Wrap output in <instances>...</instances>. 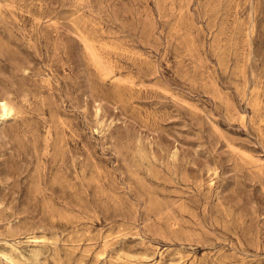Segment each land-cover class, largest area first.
Wrapping results in <instances>:
<instances>
[{"label": "rangeland", "instance_id": "374dc122", "mask_svg": "<svg viewBox=\"0 0 264 264\" xmlns=\"http://www.w3.org/2000/svg\"><path fill=\"white\" fill-rule=\"evenodd\" d=\"M0 264H264V0H0Z\"/></svg>", "mask_w": 264, "mask_h": 264}, {"label": "bare ground", "instance_id": "6f19581e", "mask_svg": "<svg viewBox=\"0 0 264 264\" xmlns=\"http://www.w3.org/2000/svg\"><path fill=\"white\" fill-rule=\"evenodd\" d=\"M2 110H3V114L7 116L14 111V108L8 101L4 100L2 103Z\"/></svg>", "mask_w": 264, "mask_h": 264}]
</instances>
